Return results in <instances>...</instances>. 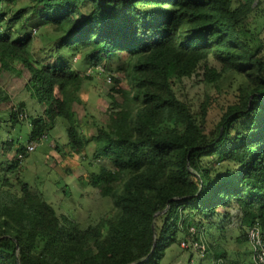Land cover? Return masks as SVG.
Wrapping results in <instances>:
<instances>
[{
  "label": "trees",
  "instance_id": "trees-1",
  "mask_svg": "<svg viewBox=\"0 0 264 264\" xmlns=\"http://www.w3.org/2000/svg\"><path fill=\"white\" fill-rule=\"evenodd\" d=\"M254 1L0 0V25L6 17L8 24L23 18L20 33L0 31V57L22 58L43 106L31 117L28 141H18L11 162L0 163V264H162L173 243L192 236L191 226L195 239L205 241L206 223L236 216L240 240L248 241L253 225L264 237V39L248 27L260 3ZM40 25L63 29L60 45L83 54L88 67L101 63L109 69V62L126 54L136 108L116 100L115 92L129 94L114 77L109 94L117 110H110L107 125L96 134L82 131L74 104L83 102L84 78L95 75L68 62H34L28 56L33 40L28 30ZM203 49L218 66L200 56ZM200 68L212 83L230 70L249 78L211 137L206 130L210 98L195 111L177 89L184 77L200 75ZM22 113L11 109L13 123ZM60 117L67 122L72 152L96 139L104 151L95 155L114 163L87 176L116 206L96 224L83 226L59 213L42 190L19 177L27 143L48 133ZM15 143L10 139L3 146L12 149ZM213 254L224 264H241Z\"/></svg>",
  "mask_w": 264,
  "mask_h": 264
},
{
  "label": "rangeland",
  "instance_id": "rangeland-1",
  "mask_svg": "<svg viewBox=\"0 0 264 264\" xmlns=\"http://www.w3.org/2000/svg\"><path fill=\"white\" fill-rule=\"evenodd\" d=\"M258 1V7L247 22L248 27L264 39V0H255L254 5ZM24 3L16 4L12 11ZM8 13L9 17L12 12ZM22 19L8 24L7 17L4 18L0 31L10 32L12 36L20 33ZM28 31H31L33 37L28 56L34 62H68L75 70L85 74L89 63L82 58L83 54L60 45L66 34L63 29L56 30L52 25H40ZM206 55L210 57L211 64L219 65L210 51L203 49L200 56ZM120 56L108 64L107 70L113 77L112 82H108L104 75L85 77L82 81L83 102H76L74 107L78 113L79 126L87 135L96 134L99 126H106L110 110H117L113 107L114 103L111 104L112 97L109 94L111 86L115 84L114 77L120 79L116 86L129 94L125 97L123 93L115 92L116 100L127 103L126 107L137 106L136 82L127 65L129 57L126 54ZM21 59L20 56L4 59L0 57V163L5 166L15 155L18 141H28L31 117L43 109L28 83L29 71ZM199 71L200 75L184 77L177 89L179 95L186 98L195 111L199 110L204 99L210 98L206 130L211 137L215 134L217 123L227 106L238 99L240 87L246 86L249 78L244 73L230 70L219 81L212 83L204 79V69L200 68ZM12 108L18 109L19 113L24 112L25 117L19 116L13 123L10 119ZM46 134L48 138L35 150L28 151L23 158L22 165L18 168L19 177L32 189L42 190L45 199L51 202L59 213L67 214L83 226L96 224L102 217L114 214L116 206L113 197L105 195L101 188L90 184L87 177L89 173L99 171L104 165L114 166L109 158L95 155L97 151L103 152L104 146H100L98 140L92 139L81 152H72L67 122L63 117H60L56 126ZM10 139L16 142L12 149L3 146V143ZM231 210L236 212L234 208ZM158 223L160 224V221ZM222 223L218 220L217 224H205L208 230L205 241L210 245L209 253L205 257L198 251L182 247L178 240L167 249L162 264H188L189 259L192 264H212L214 252L224 253L225 255H222L226 261L239 259L241 264H251L249 241L240 240L243 233L240 219L236 216L230 222ZM183 236L184 233H181L179 238Z\"/></svg>",
  "mask_w": 264,
  "mask_h": 264
},
{
  "label": "built area",
  "instance_id": "built-area-1",
  "mask_svg": "<svg viewBox=\"0 0 264 264\" xmlns=\"http://www.w3.org/2000/svg\"><path fill=\"white\" fill-rule=\"evenodd\" d=\"M86 74L88 75H104L106 80L108 82H112L113 77L110 75V72L107 70V68L101 64H91L86 69ZM22 117H25V114L22 113ZM47 137L46 133H43L36 138L31 139L27 143V150L32 151L34 150L45 138ZM19 156H23L22 153L19 154ZM190 232L192 233V236L182 238L180 241V244L184 248H191L194 251H198V253L205 257L207 254V243L203 240L195 239L193 236L196 233V228L194 226H191ZM248 241L252 250V258L255 262V264H264V237L261 228L258 225H253L248 230ZM225 259L223 257H218L217 259H214L212 261V264H224Z\"/></svg>",
  "mask_w": 264,
  "mask_h": 264
}]
</instances>
